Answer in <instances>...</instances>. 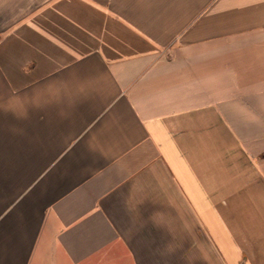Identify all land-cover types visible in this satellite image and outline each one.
<instances>
[{"label":"crops","instance_id":"0c3cea01","mask_svg":"<svg viewBox=\"0 0 264 264\" xmlns=\"http://www.w3.org/2000/svg\"><path fill=\"white\" fill-rule=\"evenodd\" d=\"M0 264H264V0H0Z\"/></svg>","mask_w":264,"mask_h":264}]
</instances>
